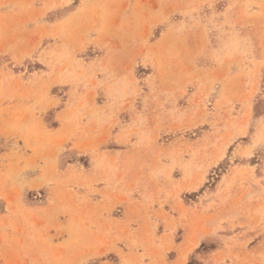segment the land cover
Instances as JSON below:
<instances>
[{
    "label": "rangeland",
    "instance_id": "374dc122",
    "mask_svg": "<svg viewBox=\"0 0 264 264\" xmlns=\"http://www.w3.org/2000/svg\"><path fill=\"white\" fill-rule=\"evenodd\" d=\"M0 264H264V0H0Z\"/></svg>",
    "mask_w": 264,
    "mask_h": 264
}]
</instances>
